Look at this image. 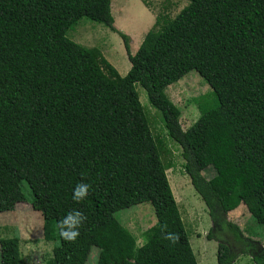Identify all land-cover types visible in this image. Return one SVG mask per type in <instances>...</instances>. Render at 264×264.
Here are the masks:
<instances>
[{"label":"trees","instance_id":"1","mask_svg":"<svg viewBox=\"0 0 264 264\" xmlns=\"http://www.w3.org/2000/svg\"><path fill=\"white\" fill-rule=\"evenodd\" d=\"M80 18L119 35L123 75L98 47L67 36ZM112 24L110 0H0V212L27 201L39 213L52 244L43 264H83L92 247L94 264H196L166 178L173 162L138 84L206 207L215 264L236 253L264 264V0H187L173 17L157 15L133 52ZM190 70L209 89L182 129L164 88ZM80 183L90 190L76 202ZM139 203L154 221L136 245L113 213ZM239 206L243 227L226 218ZM73 210L87 219L66 242L58 221ZM0 264H25L16 236L0 238Z\"/></svg>","mask_w":264,"mask_h":264},{"label":"rangeland","instance_id":"2","mask_svg":"<svg viewBox=\"0 0 264 264\" xmlns=\"http://www.w3.org/2000/svg\"><path fill=\"white\" fill-rule=\"evenodd\" d=\"M186 2L187 0H110L112 25L129 36L128 45L133 52L144 33L153 26L157 15L173 17ZM67 36L81 45L98 47L102 56L120 75L129 67L122 39L109 28L80 18L71 30H68ZM208 89L193 70L164 88L167 98L179 110L178 120L182 129H186L197 119L199 114L193 99L206 93ZM135 91L140 104L147 111L151 131L164 137L168 152L162 157L165 161L169 159L173 162L165 171L166 178L188 233L196 264H215L216 242L207 240L204 236L210 226L207 210L182 171L180 148L165 137V131L161 128L156 113L150 108L143 88L135 84ZM202 174L210 177L213 169L207 167ZM113 215L131 233L136 245L144 242L142 231L154 221L151 207L147 203L119 209ZM247 215L245 209L239 206L228 212L226 218L243 227L248 219ZM11 236L18 238L19 254L25 264H43L50 256L52 244L43 239L41 217L27 201L16 202L11 210L0 212V238ZM261 246L264 247V237ZM232 250L237 252V247L232 246ZM96 252L97 249L92 247L83 264H94ZM236 254L238 256L232 264H254L248 255Z\"/></svg>","mask_w":264,"mask_h":264},{"label":"clouds","instance_id":"3","mask_svg":"<svg viewBox=\"0 0 264 264\" xmlns=\"http://www.w3.org/2000/svg\"><path fill=\"white\" fill-rule=\"evenodd\" d=\"M89 190V184H78L73 190V200L76 202L83 201L88 196ZM86 219V216L79 210L69 212L62 220L58 221L61 238L66 242H75L80 235L79 229L83 226ZM164 238L173 244L179 241V236L175 233H167Z\"/></svg>","mask_w":264,"mask_h":264},{"label":"crops","instance_id":"4","mask_svg":"<svg viewBox=\"0 0 264 264\" xmlns=\"http://www.w3.org/2000/svg\"><path fill=\"white\" fill-rule=\"evenodd\" d=\"M127 69H128V68H127ZM127 69L123 72V74L127 71ZM118 73H119V72H118ZM123 74H122V75H123Z\"/></svg>","mask_w":264,"mask_h":264}]
</instances>
